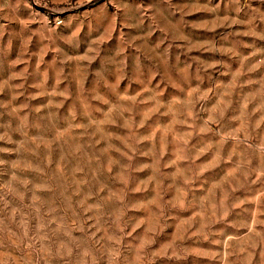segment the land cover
Here are the masks:
<instances>
[{
  "label": "rangeland",
  "instance_id": "1",
  "mask_svg": "<svg viewBox=\"0 0 264 264\" xmlns=\"http://www.w3.org/2000/svg\"><path fill=\"white\" fill-rule=\"evenodd\" d=\"M0 264H264V0H0Z\"/></svg>",
  "mask_w": 264,
  "mask_h": 264
}]
</instances>
